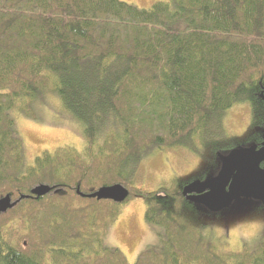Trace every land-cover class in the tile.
Masks as SVG:
<instances>
[{
  "label": "trees",
  "instance_id": "1",
  "mask_svg": "<svg viewBox=\"0 0 264 264\" xmlns=\"http://www.w3.org/2000/svg\"><path fill=\"white\" fill-rule=\"evenodd\" d=\"M56 94L84 126V147L44 152L31 165L15 114ZM264 0H0V264H130L101 232L144 199L158 244L133 264H264L223 252L184 224L196 208L184 184L144 191L138 164L156 150L228 154L226 119L264 110ZM264 131V125L261 129ZM255 139V138H254ZM227 149V150H226ZM124 186V203L91 199ZM46 188L44 196L34 195Z\"/></svg>",
  "mask_w": 264,
  "mask_h": 264
},
{
  "label": "rangeland",
  "instance_id": "2",
  "mask_svg": "<svg viewBox=\"0 0 264 264\" xmlns=\"http://www.w3.org/2000/svg\"><path fill=\"white\" fill-rule=\"evenodd\" d=\"M139 8H150L159 2L173 0H120ZM175 1V0H174ZM34 104L35 118L15 114L16 127L25 145L26 163L44 152L54 153L58 148L73 147L79 152L84 147V126L64 110L56 94H47ZM260 125H253V113L248 106H237L227 115V136L219 143L232 149L238 144L249 143L264 125V110L257 113ZM198 153L183 149L156 150L146 154L138 164L136 186L153 192L171 188L199 177L215 155L208 148L200 147ZM226 149V150H227ZM144 199L135 198L122 208L118 220L101 232V240L110 249H119L133 264L138 256L158 244L155 226L147 222ZM184 224L199 232L206 241L223 252L253 251L264 239V208L244 210L225 216H213L197 211L184 214Z\"/></svg>",
  "mask_w": 264,
  "mask_h": 264
},
{
  "label": "water",
  "instance_id": "3",
  "mask_svg": "<svg viewBox=\"0 0 264 264\" xmlns=\"http://www.w3.org/2000/svg\"><path fill=\"white\" fill-rule=\"evenodd\" d=\"M219 160L221 169L217 176L210 174L204 182L196 179L183 189L184 197L197 212L225 216L260 206L264 208V137L261 147L241 145L228 154H219ZM47 193L46 188L33 192L37 196ZM129 197L130 192L122 185L104 187L89 196L118 204ZM13 207L9 199L0 201V213Z\"/></svg>",
  "mask_w": 264,
  "mask_h": 264
},
{
  "label": "flooded vegetation",
  "instance_id": "4",
  "mask_svg": "<svg viewBox=\"0 0 264 264\" xmlns=\"http://www.w3.org/2000/svg\"><path fill=\"white\" fill-rule=\"evenodd\" d=\"M261 99H262L261 100L262 103L264 104V95H261ZM263 137H264V131L263 130H259V132H258L257 136L255 137V139H251L253 143H250V144H256V145H258V147H261V144L263 143ZM220 169H221V163H220V160H219V153H218L215 156L214 162H212V164H208L207 170H205L203 172V174H201L199 177L195 178V180L196 179H200L201 181L204 182L207 179L208 175H210V174H214L215 176H217L219 174L218 172H220ZM193 181H194V179H193ZM185 186L186 185L184 184V187ZM254 204H256V203H254ZM258 208H262V207L260 206ZM210 215H212V214H210ZM217 216H221V215H217Z\"/></svg>",
  "mask_w": 264,
  "mask_h": 264
}]
</instances>
